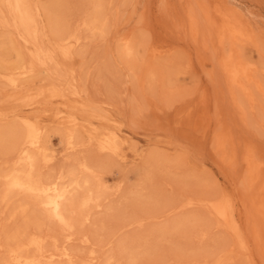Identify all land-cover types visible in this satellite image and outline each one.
<instances>
[{
  "label": "rangeland",
  "instance_id": "1",
  "mask_svg": "<svg viewBox=\"0 0 264 264\" xmlns=\"http://www.w3.org/2000/svg\"><path fill=\"white\" fill-rule=\"evenodd\" d=\"M26 1L35 42L0 3V264L28 238L47 252L66 247L75 264H264V96L251 86L250 101L225 84L218 63L233 46H218L204 10L219 0ZM219 2L249 27L254 43L234 47L264 87V0ZM65 29L79 45L58 41ZM24 121L48 160L37 159L34 180L82 186L64 202L69 228L35 197L6 191L4 175L28 174L13 149ZM218 131L232 153L215 150ZM100 134L117 139L115 153L99 151ZM215 202L236 233L207 211ZM59 259L40 262L67 263Z\"/></svg>",
  "mask_w": 264,
  "mask_h": 264
},
{
  "label": "bare ground",
  "instance_id": "2",
  "mask_svg": "<svg viewBox=\"0 0 264 264\" xmlns=\"http://www.w3.org/2000/svg\"><path fill=\"white\" fill-rule=\"evenodd\" d=\"M219 1H215L212 3V6L210 7L211 12L208 9V6H204L205 15L209 22V25L213 29V31L215 30L214 32H216V39H217L218 46L221 47V45L225 42H228L229 45H231V47L233 46V48H231L230 51L228 52V56L227 55L220 56V59H219L220 63L218 64L221 67L220 69H222L225 84H227L226 86H228L227 88L230 90V94L233 95L232 89H238L246 96V98L247 97L249 98L248 100L252 101L251 86H253L263 96H264V87L262 86L261 82H260L261 83L260 85V83L258 82L256 78V74L258 72L257 68H255L253 63H250L249 61L246 63L245 61L243 62L240 58L239 53L236 51L234 46L236 45V43H239L240 41H248V42L254 43V39H253L254 37L252 38V35L249 36V34L246 33V30L249 27L242 21V19L240 18L241 15L237 13L236 10L223 5ZM3 2L4 3L6 2L7 8L10 10L12 17H14L13 19L16 21V24L19 26V28L22 29L23 34H25L30 39V41L33 40L35 42L36 41L35 39H37L36 34H35L36 30L34 27L35 21L33 19V15L31 14L30 8L28 7L29 4L27 5L26 3L27 1L26 0H0V3H3ZM96 22H97V18H95L94 21L91 23L93 27L95 26ZM58 41L63 44L70 42L74 46L77 44L79 45V39H73L71 33L68 32V30L66 29L65 31H62L61 33L58 34ZM130 51L131 50L128 44V40L127 39L125 40L124 38V47L121 52L124 55H129ZM37 53H40V52H37ZM37 53L35 52V54ZM65 54H66V51H65ZM38 56L40 57V55L38 54L36 58ZM25 73L27 72L25 71L22 72V74H25ZM16 80L18 79H12L9 82L14 88H17L19 86ZM24 123L28 127L27 131L25 132L22 138L18 137V139H16L17 138L16 136L13 138V139H16L17 141L21 138L20 141L18 142L16 141L14 143L13 149L17 153V157H19L20 160L23 161L25 166H27L28 174L24 178L18 175L17 173H9V174L4 175V178L7 181L6 191L11 192V191L16 190L20 193H24L26 195L35 197L36 204L40 206L47 213L48 217L52 219H56L59 223L69 228L70 226L67 223V220L65 218L64 204L66 203L65 201H72L70 197V192L82 186L78 184L77 182H70V183H66V184L59 186V182L56 179H53L45 183L34 180L31 174L37 162V159L41 158L43 162H47L48 160L45 159V156L43 154V149H44L42 146L43 140L42 141L39 140L40 137L38 138L37 136V129L34 128L29 122L24 121ZM220 131H218L215 134L213 143H214L215 150H217L218 153H220L223 156L226 153H228V151L232 153V148L229 144L230 141L228 140V137ZM10 137H11V134L7 138H10ZM2 139H4V137L3 135L0 134V142L2 141ZM67 140H69V138ZM70 141L71 140H69V143L66 141L68 144L67 145L65 144V145L69 146V148H74V146H76L75 143H72ZM117 143H118L117 139L114 136L104 137L103 134H100L98 138V142H97V147L100 152L115 153L116 150L118 149ZM225 144H229L228 151L225 149ZM254 158L255 156L253 154V150L248 148L247 146L246 150L244 151L243 157L241 158L242 162L245 165L244 168L246 169V173H252V169L254 168L256 164ZM79 165L82 166L83 171L89 170V166H87L86 164H79ZM85 183L86 182H84V184ZM260 190L262 194L260 195V197L264 201V183L260 187ZM87 199L89 198L87 197ZM215 203L209 204V207H208L209 210L207 211L210 214H214L215 216H217V218H219L218 220L219 223L222 226H224V228L230 226V229H232L234 233H236L238 228L234 220L227 217L226 210L220 203L219 204L217 203L215 204ZM262 214L263 215L261 217L263 218V222H264V213ZM68 238L69 237H67L66 239ZM256 241H257L258 247L260 248L261 253L264 256V235L263 237H258ZM28 248H32L35 251L36 255L34 256L27 255L25 251ZM65 248L66 247L63 246V248L61 247L56 248L55 252H47L45 251L46 249L43 250L42 241H40L39 239H35V238H28L26 243H18L15 247H10L9 249H7L6 260L9 261V263L11 264H41L40 261L42 260L40 259L43 257L46 258L47 261H50V260L52 261L54 257H57V258H60L61 260L63 259L64 261H66L67 262L66 264H75L74 261H72L71 254H70L71 252H69Z\"/></svg>",
  "mask_w": 264,
  "mask_h": 264
}]
</instances>
